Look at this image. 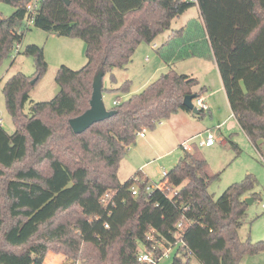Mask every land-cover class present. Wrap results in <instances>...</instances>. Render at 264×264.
Wrapping results in <instances>:
<instances>
[{
  "label": "trees",
  "instance_id": "1",
  "mask_svg": "<svg viewBox=\"0 0 264 264\" xmlns=\"http://www.w3.org/2000/svg\"><path fill=\"white\" fill-rule=\"evenodd\" d=\"M0 1L16 6L10 16L0 15L1 60L22 37L18 28L29 0ZM68 1L43 0L33 26L82 40L86 63L77 70L61 65L57 94L31 103L28 114L29 88L47 67L39 46L25 49L35 57L36 72H17L3 86L15 130L9 134L0 124V264H43L50 250L79 264H143L136 257L146 233L154 230L167 245L174 242L180 220L186 222L184 245L174 250L171 264H188L191 258L195 264H241L245 256L264 251V241L238 235L245 195L256 196L251 174L214 198L208 187L217 175L194 148L183 151L167 172L168 185L179 187L172 198L158 189L146 191L148 181L140 172L118 179L119 163L139 131L180 110L190 113L182 101L200 95L196 78L170 69L125 99L121 94L129 91V80L117 88L102 86L117 93L118 104L110 108L115 113L79 134L69 125L89 108L99 70L115 82L114 70L126 68L140 43H152L172 19L197 5L202 24L190 21L195 32L187 40L195 43L189 47L202 49L207 43L233 117L250 142L264 141V0ZM185 39L184 28L174 30L162 46L166 53L158 49L159 55L164 61L187 56ZM203 113L200 109L197 116ZM135 182L136 196L130 190Z\"/></svg>",
  "mask_w": 264,
  "mask_h": 264
},
{
  "label": "rangeland",
  "instance_id": "2",
  "mask_svg": "<svg viewBox=\"0 0 264 264\" xmlns=\"http://www.w3.org/2000/svg\"><path fill=\"white\" fill-rule=\"evenodd\" d=\"M15 9L16 6L14 4L0 1V15L2 17L10 16ZM196 13L195 6L185 10L172 19L169 29L160 33L153 42L159 43L165 33L184 23L189 17L195 16ZM23 24L24 22L18 28V32L22 34L20 41H15L12 49L0 60V119L2 120V127L9 134L14 132L15 126L5 107L3 86L7 79L17 72H22L28 76H32L36 72L35 57L25 52L27 46H39L42 49L43 58L47 66L45 72L29 88V100L24 105V112L27 114L31 103L49 101L57 94L59 87L55 81V76L61 65L77 70L86 63L85 47L82 40L59 36L36 28L33 25L25 30ZM16 45L19 47L18 53L15 50ZM144 57H148V61L144 63L145 65L151 63L155 57L154 50H150L148 55ZM142 64L140 63V66ZM115 74L117 77L115 82L110 80L109 74L103 76V88H115L122 83L121 78L124 76V72L117 69ZM102 98L106 108L109 109L113 106L114 92L104 89ZM125 98L126 94H121V99ZM208 102L213 107L211 102ZM213 104L222 105L224 109L220 106L215 107L214 110H211L213 112L212 116H210L209 112L204 111L200 119L195 118L198 123L192 125L197 127L199 131H203V129H211L218 122L222 123L226 120L220 132L217 131L218 140L214 145L197 148L206 159L210 172L217 175L210 182L208 191L214 198H217L228 185L241 181L246 174H251L255 179V185L251 191L255 192L256 196L255 199L246 204L238 235L242 240L249 239L251 242L264 241V208L262 207L264 204V141H260L258 148L251 144L231 115L225 95L216 94ZM218 107L221 110L215 112ZM171 129L167 120H164L162 125L156 124L153 128L145 129V133L151 136V140L144 145V149H138L140 155L136 156L135 159L143 158V160H138L140 161L139 163L149 161L145 171L152 182H158L161 179V168L169 171L178 162L183 153L175 135L171 133ZM185 131L189 132V127H186ZM220 139H223L224 142ZM139 142L140 140L137 139L134 144L129 146L119 163L118 179L121 182L135 176L138 171L135 164L130 163L127 158L134 154L131 150ZM230 142L237 143L239 149H234ZM148 184H151V182L148 181ZM247 197L253 198L251 194L245 195V198ZM139 247L142 248L141 245ZM173 257L174 253L169 257L163 258L157 264H171ZM65 258L66 256L62 252L50 250L47 252L43 264H61ZM195 263V259L191 258L188 264ZM241 264H264V251L245 256Z\"/></svg>",
  "mask_w": 264,
  "mask_h": 264
},
{
  "label": "crops",
  "instance_id": "3",
  "mask_svg": "<svg viewBox=\"0 0 264 264\" xmlns=\"http://www.w3.org/2000/svg\"><path fill=\"white\" fill-rule=\"evenodd\" d=\"M195 8L197 10V13L195 16L189 17L184 23L180 24L176 28L171 29L169 32L165 33L162 36V39L159 41V43H154V42H152L150 44L145 43V42L140 43L138 45V47L136 48L135 52L133 53L131 61L126 66V68L125 69H118V70H122L124 72V76L121 78L122 83L126 80L130 81L129 91L127 93H125L126 98L132 94H135V93L142 91L149 83H151L152 81L157 79L161 74L167 72L170 69H173L178 73L188 74L191 77H194L197 79L198 84L194 89L197 91V90H199L200 87H202V91H201L199 96L208 105V110H206V111L210 113V116H212V113H213L211 110L212 109L214 110L215 107L220 106L222 109H224L222 105L213 104V100H214V97L216 94L225 95V99H226L227 103H228V100H227V97H226V94L224 91V87L222 84V80H221L216 62H215L214 58L211 56L209 49L206 48L207 43H204L203 46H205V47L202 48V44L200 43V41L198 42V45L202 49L196 48V50H194L193 48L190 49V47H189V46L194 45V43H195L194 42L195 40H191V41L187 40L188 35H191L192 33L195 32L194 27L190 26V21L195 19L197 23H199L200 25L202 24V17H201L199 8L197 5H195ZM181 28L182 29L184 28V30L186 32V39L184 42L185 46L183 49L184 50L187 49L186 51H188L189 54L187 56L182 55L181 58L171 57L169 60L164 61L162 59V57L159 55L158 49H160V51L162 53H166L168 48L166 46L162 47L163 44L169 40V38L171 37L172 32L174 30L181 29ZM70 39H74V38H70ZM153 44H156L155 48L152 46ZM84 47H85V45H84ZM152 49L154 50L155 57L153 58V61L151 63H149V64L147 63V65H145L144 63H146L148 61V57H144V56H147L148 52ZM170 50H172V49H170ZM176 51H177V48H176ZM192 51H194L193 52L194 54L191 55L190 52H192ZM140 63H143L142 66H140ZM115 71H117V69L114 70V74H115ZM127 72H128V74H127ZM115 77H116V74H115ZM117 87H115V88H117ZM107 88H112V87H107ZM114 94H115V96L117 95V93H114ZM115 98H114V100H115ZM208 101L211 102L213 107L210 105V103ZM112 105H113V103H112ZM228 106H229V103H228ZM220 107L215 109V112L220 111L221 110ZM230 112H231V110H230ZM231 115H232V112H231ZM200 117H198L197 114H192L191 112L188 113L186 111L180 110L177 113L171 115L169 119H167V122L170 124V126L172 128L171 133L173 135H175L177 142H179V144L182 141L187 140V139L193 137L194 135H196L197 133L202 131V130L199 131V129L197 127L192 126L193 124L198 123V122H196V119H200ZM234 120H235V118H234ZM235 122L237 123L236 120H235ZM225 123H226V120H224L222 123L218 122L217 124H215V126H213L211 128L215 134V137H216L215 142L218 140L217 131L220 132V130L222 129V127ZM0 124H2V123H0ZM162 124H163V122L161 123V125ZM237 125L239 126L238 123H237ZM216 126H218V127H216ZM186 127H189V132L185 131ZM239 128L241 129L240 126H239ZM137 139L140 140V142L136 147H134L131 150V151H133L134 154H132L127 159H129L130 163L135 164V167L138 168L137 172L141 173L142 179H147V181L152 183V181H150V177H149L148 173L145 171V167L147 166L149 161H147V162L144 161L143 163H139L140 161H138V160H143V158L140 157V159H137V158L135 159L136 156L140 155L138 149H144V145L150 142L151 136H148V134L145 133V135L143 137L137 136ZM220 140L224 142L223 139H220ZM214 143L211 145H206V146H202V147L195 145V143L192 145H193V149H194V148L211 147L212 145H214ZM251 144L254 147L258 148L260 141H258L257 145H254L252 142H251ZM136 160H137V162H136Z\"/></svg>",
  "mask_w": 264,
  "mask_h": 264
},
{
  "label": "built area",
  "instance_id": "4",
  "mask_svg": "<svg viewBox=\"0 0 264 264\" xmlns=\"http://www.w3.org/2000/svg\"><path fill=\"white\" fill-rule=\"evenodd\" d=\"M43 0H29L25 6V16H24V24L23 27L25 30H27L31 25H33L35 17L38 13V10L40 8V5ZM182 1H190V2H196V0H182ZM18 44V43H17ZM154 48L156 47V44L152 45ZM18 45H16V52H18ZM192 103L195 107H197L199 110L206 111L208 110V105L204 102V100L200 96H196ZM118 104V101L114 100L113 105ZM2 120L0 119V123ZM162 122H159L158 124H161ZM218 127V126H216ZM145 135V129H142L137 133V136L143 137ZM216 137L212 129L207 128L193 137L182 141L179 144V147L183 151H192L193 145L202 147L206 145H211L215 142ZM167 172L164 168H161V179L158 182H152L151 184L145 185V190L148 192H151L155 189L160 190L164 193V195L167 198H172L177 194V191L179 187L176 186H170L168 185L167 181L165 180V177L167 175ZM135 180H138V176L135 177ZM132 195L136 196L138 194V187L136 182L130 187ZM109 197L108 193L105 194V198ZM103 202L105 204H108L109 200L104 199ZM264 208V204L262 205ZM184 222L183 220H180L176 224L177 233L175 235V240L172 243L164 244L160 240H158L154 235V230H150L146 233V243L141 245L142 248H138L137 252V261L143 264H157L159 261H161L165 257H169L174 250H176L177 247H181L184 245L183 241V229H184ZM107 227V224H105ZM61 264H79V261H75L72 259L65 258L64 261Z\"/></svg>",
  "mask_w": 264,
  "mask_h": 264
},
{
  "label": "water",
  "instance_id": "5",
  "mask_svg": "<svg viewBox=\"0 0 264 264\" xmlns=\"http://www.w3.org/2000/svg\"><path fill=\"white\" fill-rule=\"evenodd\" d=\"M68 4L69 1L65 0ZM102 80L103 71L99 70L93 77L92 81V93L89 101V108L86 109L80 115L69 119V125L72 131L76 134L82 133L92 124L102 121L115 113V110L106 108L102 98ZM35 82V79L31 80V84ZM197 95L195 93L188 94L183 98L182 104L185 108L190 110L192 114H198L199 109L195 107L192 100ZM246 203H250L253 198L247 197L244 199Z\"/></svg>",
  "mask_w": 264,
  "mask_h": 264
}]
</instances>
